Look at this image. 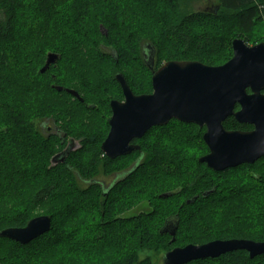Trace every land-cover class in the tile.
<instances>
[{"label":"trees","instance_id":"1","mask_svg":"<svg viewBox=\"0 0 264 264\" xmlns=\"http://www.w3.org/2000/svg\"><path fill=\"white\" fill-rule=\"evenodd\" d=\"M180 2L0 0V232L24 227L41 215L52 218V229L28 244L0 237V264H154L150 255L141 258V253H166L217 239L264 241V157L214 171L199 162L209 152L203 140L206 128L176 119L152 130H159L158 140L171 138L179 144L183 140L172 127L178 133H194L197 143L188 142L194 155L178 147L153 154L143 143L152 130L135 141L141 146L135 153L112 160L100 150L110 129V102L124 100L118 73L135 94H147L153 91V70L167 61L222 65L233 56L234 39L248 45L264 41L253 42L256 27L264 22V0H218L211 12L191 13L182 11ZM141 5L156 9V25L143 21ZM66 15L73 31L78 30L74 36L64 27L54 33L49 24ZM121 25L130 32L125 38L116 35ZM147 43L156 49L154 69L143 55ZM50 52L59 60L41 73ZM134 70L144 75L141 87L134 81ZM54 86L74 89L84 101ZM53 99L77 111L68 115L76 125L64 130L82 143L66 163L55 165L52 157L63 147L38 126L45 119L61 122V112L53 113ZM224 126L253 129L232 116ZM131 158L135 160L130 167L117 171L126 176L107 195L95 183H82L102 171L112 173L111 162ZM174 178L177 182L171 183ZM145 205L148 211L132 213ZM175 215L179 224L172 242L161 229ZM187 264H264V255L251 259L238 250Z\"/></svg>","mask_w":264,"mask_h":264},{"label":"water","instance_id":"2","mask_svg":"<svg viewBox=\"0 0 264 264\" xmlns=\"http://www.w3.org/2000/svg\"><path fill=\"white\" fill-rule=\"evenodd\" d=\"M232 51V58L222 65H207L196 60L165 62L153 71V92L147 94H135L123 74L118 73L116 80L122 88L124 100L113 99L110 102V129L101 145L104 155L116 159L140 150L139 144L132 143L134 140L144 138L153 127L176 119L206 128L203 140L209 152L200 157L199 162L214 171L253 164L264 157V41L248 45L244 39L236 38L232 41ZM155 54L156 49L152 44L144 45L143 55L151 69H154ZM58 60L57 53H48L41 73H45ZM54 88L59 92L66 90L81 102L84 101L74 89L62 86ZM231 116L239 123L252 125L253 129L228 130L224 122ZM141 158L134 165L135 168ZM125 176V173L119 175L122 179ZM116 183L103 188L104 195ZM193 201L191 199L188 203ZM178 224V215L169 217L161 233L170 234L174 242ZM51 229V216L41 215L31 219L24 227L2 230L0 237L28 244ZM238 250L246 251L253 259L264 255V241L231 238L188 244L167 251L163 255V264L215 259Z\"/></svg>","mask_w":264,"mask_h":264},{"label":"rangeland","instance_id":"3","mask_svg":"<svg viewBox=\"0 0 264 264\" xmlns=\"http://www.w3.org/2000/svg\"><path fill=\"white\" fill-rule=\"evenodd\" d=\"M181 2V6H182V11L184 12H204V11H208V12H211L213 11L216 7H217V4L219 3L218 0H180ZM72 7V6H70ZM149 6H140L139 8L140 9V12L142 13V18H143V21L145 22H150L151 24H157V21H158V17H157V14H156V9L155 8H148ZM70 14V13H69ZM68 16H60L58 19L59 21L57 23L55 22H50L49 24H51V29L54 33H56L57 31H61V29H67L69 31V34L70 36H74L78 33V30H74L75 27H73L74 25L70 23V21H68ZM84 21V19H83ZM76 24V23H75ZM210 26V25H209ZM208 27V25L206 26ZM210 28V27H209ZM72 29V31H71ZM102 29V28H101ZM51 31V32H52ZM77 31V33H76ZM103 33L107 34L108 31L104 28L102 29ZM127 33L129 35V31L126 32V30H124V28L122 29V25L119 29L116 30V35L118 38H121V37H126L127 36ZM51 34V33H50ZM57 35V34H56ZM68 39H69V36H68ZM264 39V22L262 24H259L257 27H256V30H255V34H254V39H253V42H258L260 40H263ZM127 42L129 44H131V40H130V37H127ZM228 53L227 51H225V54L223 56H227ZM228 57V56H227ZM223 59V58H222ZM135 72V75H133L135 77L134 81L135 83L138 85V86H143L142 85V77L144 76L140 70H134ZM22 74H25V71L24 72H21ZM47 81V80H46ZM146 81L148 82V80H145L144 83H146ZM139 87V89H140ZM153 92V91H152ZM151 92V93H152ZM54 101L52 102V106L54 107V114H57L59 113V111L61 112V115L60 114H57L59 117H60V124L65 128H68V125L71 126V125H76L75 122H72L70 117L68 116L69 114H74L75 112V109H73L72 107L70 108V104L68 105L67 102L63 101V100H60V99H53ZM62 106L61 108H63L62 110H59V107L57 106ZM112 115H109V118L111 117ZM72 122V123H70ZM39 125V123H38ZM77 129V128H76ZM178 129V128H177ZM177 129H173V127L171 128V131L175 132L176 133L174 135L178 136L179 138H181V143H177L175 140L172 141V139L170 138H167V140L165 138L161 139V140H158L159 137H161L159 135V130H152L146 140H144V145L145 147H147L148 150H150L153 154H157V150L159 149H163L165 151H171V150H175V148L178 147V150H182L184 153L187 154V156H190V155H194L192 151V147L190 146V144H188L189 142V139H190V142L194 144V142L197 143V139L194 137V133H189L188 131H185L183 133H178L177 132ZM75 131V130H73ZM192 132V130H190ZM172 134V133H171ZM76 139V138H75ZM79 143H81V140L80 139H77ZM82 144V143H81ZM181 144H182V148L181 149ZM202 146H200L201 148ZM180 148V149H179ZM150 155L148 156V159H149ZM188 158V157H187ZM192 158V157H191ZM190 160V165H192L194 162L193 160H191L190 158H188ZM135 159L131 158V159H126V160H121V161H118V162H111L109 164L110 167H112L113 170L112 173H109V174H103V171L98 173L97 176L99 175L102 179L110 182V180L112 179V176L115 172H117L118 170H120V168L122 167H125L127 164L128 166H130V164H132L134 162ZM130 161V162H129ZM129 162V163H128ZM195 164V162H194ZM196 166V164H195ZM195 168V167H194ZM168 179V178H167ZM168 181H166L167 183ZM177 182L176 178H174V180H171V183H175ZM165 183V182H164ZM177 189V188H176ZM175 189V190H176ZM28 193H26L25 195H27ZM148 211L149 208L147 205L145 206H142V207H139L137 209H135L132 213H136V212H141V211ZM42 213L41 209L38 211L37 214H40ZM216 219L217 217L216 216H213L212 217V220L214 222H216ZM165 254V251L161 250V251H157V250H149V251H144L141 253V258L142 257H145L146 255H150L151 258H152V261L154 262V264H163V255Z\"/></svg>","mask_w":264,"mask_h":264},{"label":"flooded vegetation","instance_id":"4","mask_svg":"<svg viewBox=\"0 0 264 264\" xmlns=\"http://www.w3.org/2000/svg\"><path fill=\"white\" fill-rule=\"evenodd\" d=\"M237 107H236V109H238ZM110 118H109V120H110ZM109 120H108V123H109ZM38 126H39V129H40L42 134L46 135L47 138L54 137L55 139H58L60 144L63 147V149L61 151H58L52 157V164L53 165L59 164V163H66L67 156L71 152L77 150L81 146V143H79L77 139L69 136L68 132L64 130V127L60 124V122L55 120V119L51 118V119H45L44 121L42 120L41 122H39ZM109 128H110V126H109ZM136 140H138V139H136ZM136 140H134L132 143L139 144V143L135 142ZM102 143L100 144V150H101ZM132 153H135V152H132ZM103 155H104V153H103ZM120 157H123V156H120ZM120 157H118V158H120ZM112 160H114V159H112ZM122 173H124V172H115L113 174L112 179L110 180V182L102 179L101 177H98V178L94 179L96 181L95 184L99 185L100 187L107 188L112 183H115V182H118L119 180H121L122 178L119 177V175L122 174ZM82 183L84 185H88L89 186V181H85V182H82Z\"/></svg>","mask_w":264,"mask_h":264},{"label":"bare ground","instance_id":"5","mask_svg":"<svg viewBox=\"0 0 264 264\" xmlns=\"http://www.w3.org/2000/svg\"><path fill=\"white\" fill-rule=\"evenodd\" d=\"M153 71H155V70H153Z\"/></svg>","mask_w":264,"mask_h":264}]
</instances>
